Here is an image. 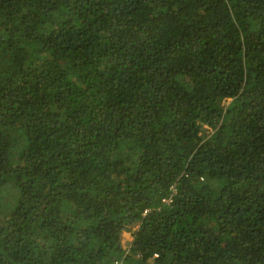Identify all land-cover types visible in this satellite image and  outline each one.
Returning a JSON list of instances; mask_svg holds the SVG:
<instances>
[{
  "label": "trees",
  "instance_id": "16d2710c",
  "mask_svg": "<svg viewBox=\"0 0 264 264\" xmlns=\"http://www.w3.org/2000/svg\"><path fill=\"white\" fill-rule=\"evenodd\" d=\"M119 259L264 264V0H0V264Z\"/></svg>",
  "mask_w": 264,
  "mask_h": 264
},
{
  "label": "rangeland",
  "instance_id": "374dc122",
  "mask_svg": "<svg viewBox=\"0 0 264 264\" xmlns=\"http://www.w3.org/2000/svg\"><path fill=\"white\" fill-rule=\"evenodd\" d=\"M205 129H206V130L204 131L205 134H209V133L212 131V129L209 128V127H207V126H206ZM134 229H136V227H135ZM133 239H134V236H133L132 231H125V232L123 233L122 241H123L124 246H125L127 249H130V248H131L130 246H131V243H132Z\"/></svg>",
  "mask_w": 264,
  "mask_h": 264
},
{
  "label": "built area",
  "instance_id": "2783aa9c",
  "mask_svg": "<svg viewBox=\"0 0 264 264\" xmlns=\"http://www.w3.org/2000/svg\"><path fill=\"white\" fill-rule=\"evenodd\" d=\"M129 250V249H128ZM117 264H125L124 260L123 259H119L117 262Z\"/></svg>",
  "mask_w": 264,
  "mask_h": 264
}]
</instances>
